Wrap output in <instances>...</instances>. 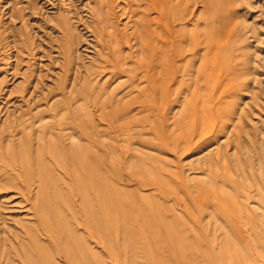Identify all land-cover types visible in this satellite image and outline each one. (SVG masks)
<instances>
[{"label":"rangeland","instance_id":"rangeland-1","mask_svg":"<svg viewBox=\"0 0 264 264\" xmlns=\"http://www.w3.org/2000/svg\"><path fill=\"white\" fill-rule=\"evenodd\" d=\"M122 1L0 0V264H264V0Z\"/></svg>","mask_w":264,"mask_h":264},{"label":"bare ground","instance_id":"bare-ground-1","mask_svg":"<svg viewBox=\"0 0 264 264\" xmlns=\"http://www.w3.org/2000/svg\"><path fill=\"white\" fill-rule=\"evenodd\" d=\"M121 1H122V0H121ZM127 1H128V3H131L133 0H127ZM138 1H143V0H138ZM147 1H149L150 3H152L153 1H155V6L161 3L160 0H147ZM161 1H162V0H161ZM173 1H174V3H177L176 0H173ZM181 1H182V0H181ZM117 2H118V1H117ZM117 2H116V3H117ZM122 2H123V1H122ZM124 2H125V1H124ZM182 2H183V1H182ZM182 2H180V3H182ZM184 2H185V1H184ZM184 2H183V3H184ZM189 2H190V1H189ZM172 4H173V2H172ZM185 4H186V3H185ZM191 4H192V3H191ZM196 4H197V3H196ZM112 5H113V4H112ZM130 5H132V4H130ZM147 5H148V3H147ZM167 5H168V4H167ZM174 5H175V4H174ZM180 5H183V4H180ZM109 6H110V5H109ZM119 6H121V5H119ZM119 6H117V7H119ZM168 6H170V5H168ZM195 6H196V5H195ZM117 7H116V9H117ZM121 7H122V6H121ZM121 7H120V8H121ZM125 7H126V5H125ZM183 7H184V6H183ZM183 7H182V8H183ZM185 7H186V6H185ZM190 7H191V6H190ZM109 8H110V7H109ZM128 8H129V7H128ZM141 8H142V7H141ZM153 8H154V7H153ZM163 8H164V7H163ZM168 8H169V7H168ZM175 8H176V7H175ZM206 9H207V8H206ZM117 10H118V9H117ZM154 10H155V9H154ZM174 10H175V9H174ZM186 10H187V8L185 9V11H186ZM194 10H195V9H194ZM194 10H193V11H194ZM168 11H169V10H168ZM171 11H172V10H171ZM171 11H170V12H171ZM185 11H184V12H185ZM117 12H118V11H117ZM120 12H121V15H126V18H127L128 20L131 21V20L133 19V16H132L133 10H132V9L129 8L128 10H126V9L121 8V11H120ZM170 12H169V13H170ZM186 12H187V11H186ZM186 12H185V14H186ZM159 13H160V12H159ZM195 13H196V11H195ZM117 14H118V13H117ZM174 14H175V13H174ZM185 14H184V15H185ZM150 15H151V14H150ZM158 15H159V14H158ZM163 15H164V14H163ZM192 15H193V14H192ZM192 15H191V16H192ZM119 17H120V16H119ZM122 17H123V16H122ZM164 17H165V16H164ZM194 18H195V17H194ZM120 19H121V18H120ZM124 19H125V18H124ZM159 19H160V18H159ZM163 19H164V18H163ZM160 20H161V19H160ZM123 21H124V20H123ZM126 21H127V20H126ZM140 21H141V20H140ZM156 21H157V20H156ZM180 21H182V20H180ZM183 21H184V20H183ZM189 21H190V20H189ZM133 23H134V22H133ZM148 23H149V21H148ZM135 24L138 25L137 22H135ZM120 25H121V24H120ZM128 25H129V24H128ZM153 25H154V23H153ZM182 25H183V24H182ZM184 25H185V24H184ZM122 26H123V25H122ZM130 26L132 27L131 22H130ZM154 27H155V26H154ZM128 28H129V27H128ZM133 28H134V27H133ZM133 28H132V29H133ZM122 29H124V28H122ZM130 29H131V28H130ZM152 31H155V30H152ZM106 32H107V31H106ZM134 33H135V32H134ZM130 36H131V35H130ZM168 36H169V35H167V37H168ZM128 37H129V36H128ZM167 37H164V39L167 38ZM191 37H192V36H191ZM100 39H101V38H100ZM162 39H163V38H162ZM181 39H182V38H181ZM132 40H133V39H132ZM176 40H177V39H176ZM178 40H179V39H178ZM178 40H177V42H178ZM171 41H173V40H171ZM192 41H193V40H192ZM148 42H149V41H148ZM162 43L164 44V42H162ZM178 43H181V42H178ZM159 44H160V43H159ZM163 44H162V45H163ZM168 44H169V43H168ZM170 44H171V43H170ZM147 45H148V43H147ZM149 45H150V43H149ZM149 45H148V46H149ZM156 45H158V44L156 43L155 46H156ZM175 45H176V42H175ZM158 46H159V45H158ZM169 46H170V45H169ZM163 47H164V46H163ZM193 47H194V44H193ZM159 48H160V47H159ZM194 48H195V47H194ZM161 49H162V48H161ZM165 49H167V47H165ZM163 50H164V49H162V51H163ZM194 50H195V49H194ZM166 51H168V50H166ZM169 51H170V50H169ZM169 51H168V52H169ZM171 51H172V49H171ZM171 51H170V52H171ZM142 53H143V52H142ZM194 54H195V53H194ZM169 59H170V58H169ZM171 59H172V58H171ZM140 60H141V59H140ZM169 61H170V60H169ZM169 61H168V63H169ZM15 62H16V61H15ZM171 62H173V61H171ZM159 63H160V62H159ZM169 64H170V63H169ZM169 64H168V65H169ZM6 66H7V65H6ZM170 69H171V68H170ZM150 70H151V69H150ZM160 77H161V76H160ZM114 106H115V105H114ZM117 107H118V106H117ZM184 107H185V106H184ZM110 108H111V107H110ZM181 109H182V108H181ZM181 109H180V110H181ZM207 109H208V108H207ZM117 110H118V109H117ZM122 110H124V109L122 108L121 111H122ZM172 110H173V109H172ZM115 111H116V110H115ZM163 112H164V111H163ZM116 113H117V112H116ZM118 113H119V112H118ZM118 113H117V114H118ZM183 113H184V112H183ZM163 114H164V113H163ZM168 114H169V113H168ZM180 114H181V113H180ZM179 117H180V115H179ZM179 119H180V118H179ZM179 119H178V120H179ZM175 121H176V120H175ZM182 122H183V121H182ZM182 122H181V124H182ZM81 123H82V122H81ZM79 124H80V123H79ZM113 124H114V123H113ZM113 124H112V125H113ZM181 124H180V125H181ZM199 125H200V124H199ZM203 125H204V124H203ZM212 125H213V124H212ZM79 127H80V126H79ZM198 127H199V129H200V126H198ZM198 127H197V129H198ZM179 129H180V128H179ZM195 129H196V128H195ZM199 129H198V130H199ZM208 129H209V128H208ZM198 130H197V131H198ZM211 130H212V129H211ZM193 131H194V130H193ZM197 131H196V132H197ZM206 131H207V130H206ZM206 131H204L205 134H206ZM200 133H201V130H200ZM202 134H203V132H202ZM198 135H199V134H198ZM199 136L202 137V135H199ZM175 137H176V136H175ZM175 137L173 136L172 139L174 140ZM196 137H197V136H196ZM196 137H195V138H196ZM212 137H213V136H212ZM212 137H211V138H212ZM217 137H218V136H217ZM217 137H215V138H217ZM162 138H164V137H162ZM199 138H200V137H199ZM211 138H210V139H211ZM95 139H96V138H95ZM170 139H171V138H170ZM175 139H176V138H175ZM158 140H159V139H158ZM168 140H169V139H168ZM188 140H190V139H188ZM195 140H196V139H195ZM161 141H162V140H161ZM161 141H160V142H161ZM171 141H172V140H171ZM174 141H175V140H174ZM174 141H173V142H174ZM190 141H191V140H190ZM211 141H212V140H211ZM158 142H159V141H158ZM166 142H167V144H169L168 141H166ZM195 142H196V141H195ZM198 142H199V141H198ZM209 142H210V141H209ZM227 142H229V141L227 140ZM182 143H183V145L185 144L184 142H182ZM196 143H197V142H196ZM126 144H127V143H126ZM171 144H172V143H171ZM180 144H181V143H180ZM218 144H219V143H218ZM183 145H182V147H181L180 145H178L177 148H180V150H184L183 148L188 149L187 147H183ZM159 146L162 147V145H159ZM176 146H177V143H176ZM190 146H191V145H190ZM192 146H193V145H192ZM209 146H210V145H209ZM209 146H207V147H209ZM212 147H213V146H212ZM89 148H90V147H89ZM189 148H190V147H189ZM197 148H198V147H197ZM210 148H211V147H210ZM210 148H208V149H210ZM94 149H95V148H94ZM94 149H93V150H94ZM175 149H176V148H175ZM190 149H191V148H190ZM195 149H196V148H194V150H195ZM208 149H207V150H208ZM199 150H200V149H199ZM201 150H202V148H201ZM95 151H97V150L95 149ZM176 151H177V149H176ZM166 152H167V151H166ZM173 152H174V151H173ZM183 152H185V151H183ZM203 152H204V151H203ZM203 152H202V153H203ZM80 153H81V152H80ZM175 153H176V152H175ZM175 153H173V154H175ZM199 154H200V153H199ZM178 155H179V153H178ZM200 155H201V154H200ZM180 156H181V155H180ZM196 156H197V155H196ZM196 156H195V157H196ZM198 156H199V155H198ZM204 156H205V155H204ZM91 157H92V156H91ZM219 157H220V156H219ZM203 158H204V157H203ZM203 158H202V159H203ZM216 158H218V157H216ZM194 159H195V158H194ZM138 160H139V159H138ZM179 160H180V159H179ZM185 160H186V159H185ZM218 160H219V158H218ZM220 160H221V159H220ZM188 163H189V162H188ZM159 164H160V163H159ZM184 164H185V163H184ZM176 165H177V164H176ZM189 165H190V164H189ZM190 166H191V165H190ZM190 166H189V167H190ZM157 170H158V169H157ZM147 171H149V170L147 169ZM162 171H163V170H162ZM171 171L173 172V170H171ZM176 171H177V170H176ZM182 171H183V169H182ZM184 171H185V170H184ZM154 172H155V171H154ZM129 173H130V172H129ZM149 173H150V171H149ZM156 173H157V172H156ZM177 173H178V171H177ZM184 173H185V172H184ZM186 173H187V172H186ZM136 174H137V173H136ZM151 174H152V173H151ZM151 174H150V175H151ZM161 174H163V173H161ZM155 175H156V174H155ZM175 175H176V173H175ZM93 176H94V175H93ZM131 176H132V175H131ZM137 176H138V175H137ZM143 176H144V175H143ZM153 176H154V175H153ZM104 177H105V176H104ZM178 177H179V174H177V178H178ZM189 177H190V176H189ZM139 178L141 179V176H140ZM179 178H180V177H179ZM179 178H178V179H179ZM97 179H98V178H97ZM183 180H184V179H182V182H184ZM144 181H145V180H144ZM155 181H157V180H155ZM187 181H188V180H187ZM109 182H110V181H109ZM146 182H147V181H146ZM95 183H96V181H95ZM93 185H94V184H93ZM95 185H96V184H95ZM188 187H189V186H188ZM96 188H97V187H96ZM188 189H190V188H188ZM195 190H196V189H195ZM111 191H112V190H111ZM188 191H189V190H188ZM96 193H97V192H96ZM182 193H184V192H182ZM191 193H193V192L191 191ZM88 194H89V192H88ZM184 195L187 196L188 194H184ZM89 196H90V195H89ZM188 197H189V196H188ZM187 199H188V198H187ZM141 201H142V200H141ZM186 201H187V200H186ZM139 202H140V201H139ZM178 203H179V202H178ZM179 204H181V203H179ZM141 205H142V204H141ZM135 206H138V205H135ZM142 206H143V205H142ZM153 206H154V205H153ZM160 206H161V205H160ZM165 206H166V205H165ZM199 206H200V205H199ZM154 207L156 208L157 206H154ZM162 207H163V206H162ZM167 207H168V206H167ZM173 207H174V206H173ZM175 207H176V205H175ZM179 207H180V206H179ZM205 207H206V206H205ZM205 207H204V208H205ZM142 208L144 209V206H143ZM160 208H161V207H159V209H160ZM168 208H169V207H168ZM168 208H167V209H168ZM170 208H171V207H170ZM12 209H14V208H12ZM130 209H131V208H130ZM136 209H137V208H136ZM145 209H146V208H145ZM157 209H158V208H157ZM159 209H158V210H159ZM163 209H164V208H163ZM146 210H148V209H146ZM176 210H177V208H176ZM204 210H206V209H204ZM131 211H132V209H131ZM148 211H149V210H148ZM155 211H156V210H155ZM168 211H170V209H169ZM177 211H178V210H177ZM128 212H129V211H128ZM171 212H172V209H171ZM181 212H182V211H181ZM129 213H130V212H129ZM129 213H128V214H129ZM138 213H139V212H138ZM138 213H137V214H138ZM158 213H159V212H158ZM182 213H183V212H182ZM128 214H127V215H128ZM130 214H131V213H130ZM137 214H136V215H137ZM148 214H149V213H148ZM167 214L169 215L170 212L167 213ZM179 214H180V213H179ZM201 214H202V213H201ZM131 215H133V214H131ZM134 215H135V212H134ZM136 215H135V216H136ZM140 215H141V214H140ZM170 215H171V214H170ZM239 215H240V214H239ZM135 216H134V217H135ZM148 216H149V215H148ZM150 216H151V215H150ZM164 216H165V215H164ZM128 217H129V215H128ZM132 217H133V216H132ZM136 217H137V216H136ZM173 217H176V216H173ZM173 217H172V218H173ZM239 217H240V216H239ZM160 218H161V216H160ZM134 219H136V218H134ZM139 219H140V218H139ZM226 219H227V218H226ZM247 219H249V218H247ZM144 220H145V219H144ZM150 220H151V219H150ZM153 220H154V219H153ZM153 220H152V221H153ZM159 220H160V219H159ZM166 220H167V219H166ZM199 220H200V218H199ZM199 220H198V221H199ZM241 220H242V216H241ZM241 220H240V221H241ZM255 220H256V219H255ZM173 221H175V220L173 219ZM160 222H161V221H160ZM166 222H167V221H166ZM187 222H188V221H187ZM201 222H202V221H201ZM256 222H257V221H256ZM128 223H129V222H128ZM175 223H176V222H175ZM188 223H189V222H188ZM137 224H138V222H137ZM160 224H162V222H161ZM167 224H168V223H167ZM170 224H171V223H170ZM176 224H177V223H176ZM78 225H79V224H78ZM133 225H135V224H133ZM182 225H183V224L181 223V226H180V227H182ZM189 225H190V224H189ZM256 225H257V224H256ZM138 226H139V225H138ZM138 226H137V227L134 226L135 229L138 228ZM145 226H146V225H144V227L142 226L141 228H144V229H145V228H146ZM152 226H153V225H152ZM166 226H167V227H166ZM175 226H176V225H175ZM183 226L185 227V225H183ZM190 226H191V225H190ZM154 227H155V226H154ZM165 227L168 229V225H165ZM171 227H172V226H171ZM180 227H179V228H180ZM156 228H157V227H156ZM166 228H165V229H166ZM192 228H193V227H192ZM144 229H142V230H144ZM157 229H159V228H157ZM195 229H196V228H195ZM172 230H173V229H172ZM188 230H189V229H188ZM145 231H146V230H145ZM168 231H169V232H168ZM189 231H190V230H189ZM158 232H159V231H158ZM167 232L170 234V230H167ZM179 232H180V231H179ZM181 232H183V231H181ZM181 232H180V233H181ZM226 232H227V231H226ZM154 233H155V232H154ZM162 233H163V231H162ZM168 233H167V237H168ZM173 233L175 234L176 232L173 231ZM239 233H240V231H239ZM157 234H158V233H157ZM186 234H187V232H186ZM188 234H189V233H188ZM94 235H95V234H94ZM154 235H155V234H154ZM175 235H176V234H175ZM215 235H216V234H215ZM241 235H242V234H241ZM145 236H146V235H145ZM160 236L162 237V235H160ZM183 236H185V235H183ZM175 237H176V236H175ZM177 238H178V237H177ZM163 239H164V238H163ZM170 239H171V234H170ZM170 239H168V240L170 241ZM183 239H184V238H183ZM190 239H191V238H190ZM164 240H166V239H164ZM176 240H177V239H176ZM183 241H185V240H183ZM183 241H182V243H184ZM179 242H180V241H179ZM186 245H187V244H186ZM186 245H185V246H186ZM183 247H184V246H183ZM137 248H138V247H137ZM180 248H181V247H180ZM189 248H190V247H189ZM178 250H179V249H178ZM182 251H184V248H183ZM179 252H180V251H179ZM182 253H183V252H182ZM187 253H188V252H187ZM180 254H181V253H180ZM188 256H189V255H188ZM190 256H191V255H190ZM94 257H95V256H94ZM181 257H182V256H181ZM84 258H85V257H84ZM184 258H185V257H184ZM62 260H63V259H62ZM182 260H183V259H182ZM183 261H184V260H183ZM185 261H186V259H185ZM7 262H8V261H7ZM7 262H6V263H7ZM59 262H61V261H59ZM62 262H64V261H62ZM69 262H70V261H69ZM16 263H17V262H16ZM184 263H185V262H184ZM187 263H188V262H187ZM187 263H185V264H187ZM9 264H10V263H9ZM188 264H189V263H188Z\"/></svg>","mask_w":264,"mask_h":264}]
</instances>
